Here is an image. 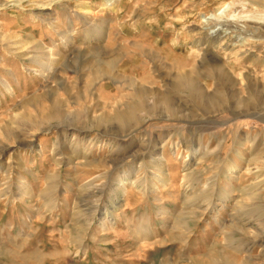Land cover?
I'll return each mask as SVG.
<instances>
[{"label":"rangeland","instance_id":"rangeland-1","mask_svg":"<svg viewBox=\"0 0 264 264\" xmlns=\"http://www.w3.org/2000/svg\"><path fill=\"white\" fill-rule=\"evenodd\" d=\"M0 264H264V0H0Z\"/></svg>","mask_w":264,"mask_h":264},{"label":"bare ground","instance_id":"bare-ground-1","mask_svg":"<svg viewBox=\"0 0 264 264\" xmlns=\"http://www.w3.org/2000/svg\"><path fill=\"white\" fill-rule=\"evenodd\" d=\"M207 21V20H206ZM222 25V24H221ZM220 28V27H219ZM218 29V28H217ZM212 31V30H211ZM215 31H217V30H215ZM211 33V36L213 35V33L212 32H210ZM215 35V34H214ZM188 84V83H187ZM187 88V87H186ZM128 115H130V116H133L134 115V109H132V108H130L129 110H128ZM3 150H5V149H3Z\"/></svg>","mask_w":264,"mask_h":264}]
</instances>
